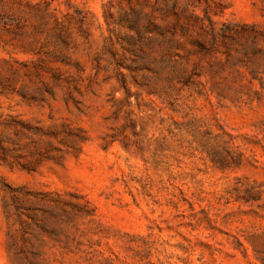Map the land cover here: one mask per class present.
<instances>
[{"label":"rangeland","instance_id":"374dc122","mask_svg":"<svg viewBox=\"0 0 264 264\" xmlns=\"http://www.w3.org/2000/svg\"><path fill=\"white\" fill-rule=\"evenodd\" d=\"M0 264H264V0H0Z\"/></svg>","mask_w":264,"mask_h":264}]
</instances>
